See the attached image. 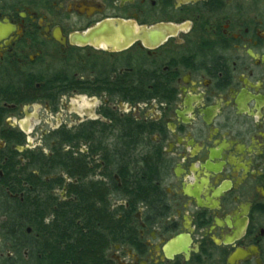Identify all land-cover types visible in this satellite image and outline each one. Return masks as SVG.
<instances>
[{
  "label": "flooded vegetation",
  "instance_id": "obj_1",
  "mask_svg": "<svg viewBox=\"0 0 264 264\" xmlns=\"http://www.w3.org/2000/svg\"><path fill=\"white\" fill-rule=\"evenodd\" d=\"M0 75V179L56 148L53 176H93L106 264H264V0H0ZM35 103L66 112L50 155L12 117ZM10 187L0 264H21Z\"/></svg>",
  "mask_w": 264,
  "mask_h": 264
},
{
  "label": "trees",
  "instance_id": "obj_2",
  "mask_svg": "<svg viewBox=\"0 0 264 264\" xmlns=\"http://www.w3.org/2000/svg\"><path fill=\"white\" fill-rule=\"evenodd\" d=\"M56 149V156L50 161L40 154V160L14 163V178L8 181L9 184L7 180L0 179V189L12 185L8 192L14 193V213L7 216L9 222H14V237L19 253L28 249L34 254L33 260L23 257L21 264H106L102 257L105 243L103 239L93 238V226L99 219V213L92 209V187L84 189L80 200L60 203L52 194L56 187L54 185L60 180L44 179L45 176H53L54 171L61 167L56 162ZM29 154L27 151L23 157L30 160L27 158ZM75 166H70L73 175L77 169ZM33 171H37L40 177ZM5 172L10 170L4 168ZM131 181L132 187L134 184L136 187L141 186V178H131ZM72 194L76 195V191H72ZM2 197L8 198L4 193ZM8 204L1 201L0 207L4 209V205ZM1 214L6 215L4 212ZM52 214L54 219L49 225H44L45 219ZM79 221H82L81 225ZM28 229H31L32 234L27 233Z\"/></svg>",
  "mask_w": 264,
  "mask_h": 264
},
{
  "label": "rangeland",
  "instance_id": "obj_3",
  "mask_svg": "<svg viewBox=\"0 0 264 264\" xmlns=\"http://www.w3.org/2000/svg\"><path fill=\"white\" fill-rule=\"evenodd\" d=\"M3 80H8V77L1 76ZM11 80V79H9ZM67 102L69 100H66ZM38 103V102H37ZM65 104V103H63ZM38 108V109H37ZM37 109V110H36ZM33 114H36L35 118H32L30 120V130L29 134L26 136V141H30V146L29 148L33 150H43L46 154L50 155V148L48 145L47 137L48 135L55 131L59 130L60 126V121L65 120L66 118V112L63 115L62 111H52V107L48 108L44 104H32V105H27V106H22L21 108H18L15 112L14 115L12 116L14 120H19L23 121L26 120L27 116H31ZM76 117L73 115L71 116L72 124L75 123ZM10 125V124H9ZM7 125L8 127H10ZM11 128V127H10ZM15 132H21L20 128L17 126H14L13 129ZM13 131V132H14ZM6 142L1 139L0 137V150L5 149ZM19 147V146H18ZM16 147V149L18 148ZM69 149L67 148L65 152H67ZM79 151V150H78ZM83 154H80L82 156H85L87 152L85 150H80ZM20 154L19 155H14V158H21V155L23 154L22 151H18ZM77 152V151H76ZM78 153V152H77ZM79 154V153H78ZM30 157H33L34 159L37 157V153H32L30 154ZM90 169V168H89ZM91 170V169H90ZM67 171L58 173V176H49V180H56V179H61V181L54 186L55 189L52 192L56 200L58 202L63 203V202H72L76 201L77 197L75 194H72V191H78L79 187L82 186H87L88 184L92 183L95 178L93 176H89L87 180H81V179H76L72 178L69 174H67ZM94 178V179H93ZM47 179V178H46ZM93 179V180H91ZM92 181V182H91ZM66 187V189H65ZM53 216L51 215L45 219L44 225H48L51 223L53 220ZM3 250L6 252L8 251L7 248H5V245L3 243Z\"/></svg>",
  "mask_w": 264,
  "mask_h": 264
},
{
  "label": "water",
  "instance_id": "obj_4",
  "mask_svg": "<svg viewBox=\"0 0 264 264\" xmlns=\"http://www.w3.org/2000/svg\"><path fill=\"white\" fill-rule=\"evenodd\" d=\"M156 32H157V29H154V30H152V32H151L152 34H150V35L153 36V34H156ZM96 34L97 33H93L91 36H89L86 40L82 41L81 43L82 44H88V43L96 44V42H93V40H92L93 36H95ZM105 43H106V45H108V47H110L109 45H113V46H117L116 48H118V49H122L121 45H115V44H111V43H107V42H105ZM125 45L128 46V43H126ZM112 48L115 49V47H112ZM28 231L30 232L31 230L29 229Z\"/></svg>",
  "mask_w": 264,
  "mask_h": 264
}]
</instances>
